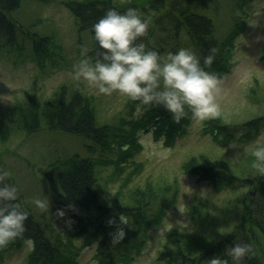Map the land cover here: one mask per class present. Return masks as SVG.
<instances>
[{
    "label": "trees",
    "instance_id": "obj_1",
    "mask_svg": "<svg viewBox=\"0 0 264 264\" xmlns=\"http://www.w3.org/2000/svg\"><path fill=\"white\" fill-rule=\"evenodd\" d=\"M24 0H0V41L7 47L24 49L28 42L40 65L47 58L55 61L58 54L54 27L40 25L36 18L16 16ZM50 1V0H38ZM216 0H62V4L71 12L80 42L87 43V55L95 59L99 45L94 39L92 25L110 8L120 12L130 7L140 10L150 19L149 32L141 40L150 48L166 55L181 47L191 48L201 58L213 55L214 59L208 71H225L236 47V37L244 30V18L236 22L235 8L244 9L251 0H230L233 6L225 15L231 22L228 34L221 37L217 31L210 5ZM212 9V8H211ZM36 19V20H35ZM50 26V27H49ZM50 29V30H49ZM86 34L85 42L82 34ZM139 42V41H138ZM215 49V52H211ZM264 58V53L263 56ZM61 85L49 99L41 98L39 92L26 93L25 102L16 105L13 121L26 135L48 129L59 136L76 137L84 151L65 150L59 145L48 148L43 154V163L37 166L38 182L22 185L14 176L12 168L0 161V171H8L10 177L6 183H12L20 189V202L28 208L30 214L26 221L23 237L0 248V262L3 253L12 248L28 249L26 264H79L77 257L87 247L93 246V264H130L133 253L139 251L149 235L151 225L158 221L163 213L158 205L161 195L170 188L156 186L152 181L145 185L129 186L144 168L143 161L136 160V154L143 148L137 142V132L141 129L155 128V137L161 134L167 137L166 144L173 145L181 136L189 132L191 114L179 123L173 122L170 114L162 107L148 108L143 115L135 116L138 102L127 98L130 112L107 117L102 114V103L94 93L87 91L82 84L70 88ZM39 91V90H38ZM107 115V114H106ZM242 129H245L243 131ZM264 130V115H258L240 123H231L224 114L204 122L203 132L210 134L219 146H229L236 138L251 139ZM7 132L0 127L3 142ZM221 151V149H220ZM187 173L197 174L200 179L212 186L223 188H249L248 202L243 203L242 216L223 236L215 238L209 230L211 213L209 200L194 203L192 218L198 225H206L202 234L183 232L174 227L165 242L160 258L168 264H206L214 256L225 257V250L239 241L252 247V255L243 264H264V176L239 177L216 165L209 152L189 155L183 163ZM105 172H107L105 174ZM121 177V185L116 193L106 194L110 181L102 177ZM30 185V186H29ZM168 186V187H167ZM237 191V190H236ZM33 192V194H31ZM32 197L50 199V209L45 212L28 201ZM240 201V202H241ZM53 204H59L65 215L54 213ZM239 208V206H238ZM124 214L130 225L127 235L119 244H112L109 218ZM233 219V218H232ZM225 220V218L223 219ZM232 221V220H231ZM230 224V223H229ZM201 231V230H200ZM211 235V236H210ZM210 236V237H209ZM30 238L26 245L24 238ZM212 238V239H211ZM211 239V240H210Z\"/></svg>",
    "mask_w": 264,
    "mask_h": 264
},
{
    "label": "rangeland",
    "instance_id": "obj_2",
    "mask_svg": "<svg viewBox=\"0 0 264 264\" xmlns=\"http://www.w3.org/2000/svg\"><path fill=\"white\" fill-rule=\"evenodd\" d=\"M61 1L24 0L14 12L16 16L30 15L36 18L40 25L45 26L48 23L54 27L52 33L56 37L57 45L54 51H59L55 61L47 58L44 66H41L28 42L24 43V49L19 52L18 48L7 47L0 41V127L7 128L4 135L6 140L2 142L0 138V161L12 168L17 181L23 186L34 181L38 182L37 166L43 163V154L49 147L54 148V145H59L63 151L69 149L84 151L76 140L78 138L72 135L56 137L58 134L48 129L26 135L13 121L16 105L27 100L26 93L39 92L40 97L43 95L41 98L49 99L65 83L69 84L70 88H76L79 84L86 88L84 83L77 84L73 81L72 71L73 65L81 58V52L89 45L81 44V36L75 27L74 17ZM215 2L214 6L210 5V15L213 14L217 31L223 37L230 32L232 26L225 15L230 6H233V2L230 0ZM235 10L236 22L244 18L245 27L236 37V47L230 59V71L221 76L222 93L218 97V102L226 120L238 124L258 115H264V58L262 57L264 0L248 1L244 9L237 7ZM85 37L86 34H82L84 42ZM97 96L100 98V103L103 102L102 114L107 117L120 115L121 112L127 114L131 111L125 96L118 93L112 96ZM203 125L204 123L196 124L192 121L189 132L179 137L173 145H168L172 152L167 159L144 157L141 155L143 149L136 154V160L143 161L144 168L128 189L131 190L136 185L143 186L149 181L154 182L156 186L162 185L165 188L169 185L170 188L161 195L156 205L163 209L160 219L151 225L144 245L133 253L130 264H168L166 259L160 258V254L163 244L168 242L169 234L175 229L174 227H179L186 233L197 234H202L210 227L208 231H211L212 235L215 233L214 236L218 239L241 218L243 203L248 202L249 199V188L241 186L236 189L237 191H231V187H213L210 182L200 180L197 174L185 172L183 163L189 155L209 152L216 165L225 168L228 173L239 177L246 175L252 177L256 173L252 168L254 157L251 156V151L256 141L264 142L262 135L264 130L251 139H239L236 136L229 146L221 147L214 142L210 134L203 132ZM105 179L110 180L105 193L109 192L108 195L116 193L122 184L121 177L114 174L110 177L104 175L101 180ZM242 198L244 202L241 201ZM201 200H209L211 213L208 215L211 221L209 227L201 223L198 225L191 215L193 204ZM52 205L54 213L58 215L60 205L53 203ZM119 218L120 215L109 218L116 221V224H110L111 235L117 231V225L127 232L130 224H122ZM27 253L28 249L25 245L21 248L14 247L3 253L4 261L0 264H26ZM92 255L93 246L87 247L80 252L77 261L79 264H93Z\"/></svg>",
    "mask_w": 264,
    "mask_h": 264
},
{
    "label": "clouds",
    "instance_id": "obj_3",
    "mask_svg": "<svg viewBox=\"0 0 264 264\" xmlns=\"http://www.w3.org/2000/svg\"><path fill=\"white\" fill-rule=\"evenodd\" d=\"M150 19L134 7L120 12L110 8L92 25L95 41L99 45L95 59L81 52V58L73 65L72 79L77 84L84 83L87 90L97 95L112 96L118 93L136 101V116L151 107L160 106L169 114L173 122L179 123L189 112L193 123L202 124L218 118L221 108L218 97L222 93V77L207 70L213 62V55L203 57L191 48L181 47L166 55L148 47L142 40L149 32ZM139 41V42H138ZM211 52H215L212 49ZM264 135V133H262ZM163 134L155 138V128L137 132V142L142 146L144 157L167 159L172 149L166 144ZM254 157L252 168L259 176H264V142L256 141L251 151ZM8 171H0V248L26 232L29 210L20 202V189L6 183ZM30 206L49 211L50 199L32 197ZM64 216L63 210L58 211ZM122 224H130L126 215H120ZM109 224H116L110 219ZM161 231V230H160ZM127 233L117 225L112 234V244H119ZM225 250V257L214 256L206 264H243L250 257L252 247L239 241ZM26 245H31L25 237Z\"/></svg>",
    "mask_w": 264,
    "mask_h": 264
}]
</instances>
